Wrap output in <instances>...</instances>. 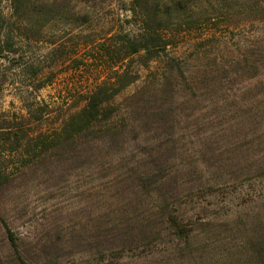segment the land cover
Here are the masks:
<instances>
[{
	"label": "rangeland",
	"instance_id": "obj_1",
	"mask_svg": "<svg viewBox=\"0 0 264 264\" xmlns=\"http://www.w3.org/2000/svg\"><path fill=\"white\" fill-rule=\"evenodd\" d=\"M258 1L227 0L213 30L195 29L178 40L172 50L184 65L174 71L180 104L173 128L150 114L141 117V99H129L141 88L136 82L120 97L135 108L138 126L125 146L86 145L30 162L36 152L27 142L59 127L94 83L96 72L76 65L81 36L103 38L140 25L131 0L50 1V23L34 41L14 23L11 0H0V25L21 54L0 57V126L18 123L29 134L16 150L0 148L13 175L0 190V264H22L3 219L30 264H51L54 257L61 264L234 263L257 215L264 217V19L254 9ZM81 5L91 7L84 26ZM181 72L195 79L194 89ZM144 171L149 181L160 179L154 193L138 180ZM166 196L195 229L188 245L165 222ZM144 228L162 234L141 241Z\"/></svg>",
	"mask_w": 264,
	"mask_h": 264
},
{
	"label": "trees",
	"instance_id": "obj_2",
	"mask_svg": "<svg viewBox=\"0 0 264 264\" xmlns=\"http://www.w3.org/2000/svg\"><path fill=\"white\" fill-rule=\"evenodd\" d=\"M50 1L58 0H11L14 23L19 30L26 31L25 39L40 40L45 27L50 23L47 15L55 9ZM225 1L227 0H131L130 10L138 17L140 25L136 30L110 31L103 38H94L88 34L81 36L79 47L82 52L76 65L96 72L94 83L89 90L81 93L80 107L68 111L59 127L38 135L33 142H27L28 147L36 152L30 162H42L46 155L52 158L80 148L82 150L86 145L104 144L109 145V148L114 145L125 146L129 132H137L138 126L135 123V108L126 107L120 97L136 82H141V88L131 94L129 99L135 102L141 99V117L150 114L156 120H164V127L173 128L176 121L175 105L180 104L176 97L178 77H174V71L176 68H183L184 61H180L172 49L184 35L195 29L209 28L212 22L213 25L217 24L215 21L222 17L224 10H228ZM90 8L81 5L78 13L79 26L86 24ZM254 9L264 19V0L258 1ZM2 28L3 25H0V57L20 56L14 49L16 43L13 35ZM213 28L215 27H210L209 30ZM30 35L34 37L31 38ZM62 53L61 51L60 54ZM219 69L215 67V70ZM181 76L187 83L189 81L190 86H187L194 89L195 79L189 77L188 80L183 72ZM137 107H140V103ZM149 121L152 122L153 119ZM17 124L5 123L0 126V148L9 144L11 149L16 150V145L21 146L24 138L28 137L29 134L21 131V125ZM141 130L143 134L148 132L142 128ZM3 162L0 158V190L12 181L13 176L8 171L9 166ZM148 175L149 172L144 171L138 175V180L141 182L142 179L147 193H154L160 179L152 182ZM169 198L170 196L164 197L161 203L165 222L181 245H188L195 229L183 215L171 208L173 203ZM262 219L257 215L258 225L244 236L241 250H236L233 255V264H264V217ZM2 222L7 239L20 263L30 264L21 258L17 238L9 224L4 219ZM144 230L141 241L151 242V236L155 239L162 234L160 229ZM244 230H248V227ZM51 264H61V261L54 257Z\"/></svg>",
	"mask_w": 264,
	"mask_h": 264
}]
</instances>
